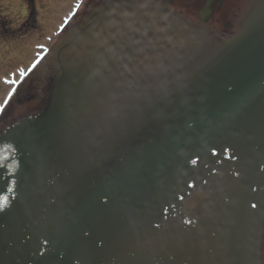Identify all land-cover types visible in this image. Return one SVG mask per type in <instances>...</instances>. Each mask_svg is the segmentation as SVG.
<instances>
[{
	"label": "water",
	"instance_id": "water-1",
	"mask_svg": "<svg viewBox=\"0 0 264 264\" xmlns=\"http://www.w3.org/2000/svg\"><path fill=\"white\" fill-rule=\"evenodd\" d=\"M157 2L102 1L33 72L46 106L0 132V264H261L264 0L139 77L123 19Z\"/></svg>",
	"mask_w": 264,
	"mask_h": 264
},
{
	"label": "rangeland",
	"instance_id": "rangeland-1",
	"mask_svg": "<svg viewBox=\"0 0 264 264\" xmlns=\"http://www.w3.org/2000/svg\"><path fill=\"white\" fill-rule=\"evenodd\" d=\"M76 2L77 0H2L0 2V80L2 78V83L0 82V98L3 97L7 90L6 87L18 79L17 73L22 70L20 66L25 67L27 65L26 61L29 57V52L35 54L42 48H48L51 45L56 38L57 30L63 20L70 14L71 8ZM27 3L29 6L27 5L26 7L25 4ZM91 5H95V3L92 4V0H87L71 26L77 20H84V15L92 8ZM25 11H27L26 16L24 15ZM2 26L8 34H14L13 37L15 38L20 37L24 33L25 35L22 38L15 39L13 42L4 43L5 31ZM18 51L22 53L23 57L17 56ZM17 68L16 73L15 70ZM40 104L42 102L33 104L32 109L38 108ZM20 108L17 105H12L8 114L0 123V127L13 121V119L8 118V115H11L12 118L16 116L19 119L22 117V113L25 114V112L29 111V108L24 111Z\"/></svg>",
	"mask_w": 264,
	"mask_h": 264
},
{
	"label": "flooded vegetation",
	"instance_id": "flooded-vegetation-1",
	"mask_svg": "<svg viewBox=\"0 0 264 264\" xmlns=\"http://www.w3.org/2000/svg\"><path fill=\"white\" fill-rule=\"evenodd\" d=\"M174 12L223 37L232 36L239 27L250 0H162ZM96 0H92V4ZM92 6V5H91ZM12 104L4 109L0 123ZM16 118V116H13ZM8 118L13 119L11 115ZM5 126V125H4ZM2 126L1 128H3Z\"/></svg>",
	"mask_w": 264,
	"mask_h": 264
},
{
	"label": "snow or ice",
	"instance_id": "snow-or-ice-1",
	"mask_svg": "<svg viewBox=\"0 0 264 264\" xmlns=\"http://www.w3.org/2000/svg\"><path fill=\"white\" fill-rule=\"evenodd\" d=\"M13 146L11 144H8V145H3V146H0V148H2L4 151H6L7 149H11ZM7 156H3V157H0V159H6ZM14 183V181H13ZM9 191H12V189H9ZM9 201V197L4 195V196H0V207H3L4 205H6Z\"/></svg>",
	"mask_w": 264,
	"mask_h": 264
},
{
	"label": "bare ground",
	"instance_id": "bare-ground-1",
	"mask_svg": "<svg viewBox=\"0 0 264 264\" xmlns=\"http://www.w3.org/2000/svg\"><path fill=\"white\" fill-rule=\"evenodd\" d=\"M29 56H30V58H33V54H31V52L29 53ZM3 114H4V112H3ZM3 114H2V116H3Z\"/></svg>",
	"mask_w": 264,
	"mask_h": 264
}]
</instances>
